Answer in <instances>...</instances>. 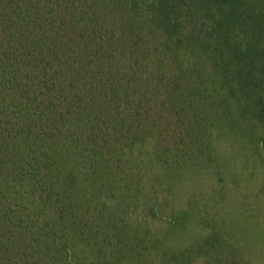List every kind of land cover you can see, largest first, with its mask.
Listing matches in <instances>:
<instances>
[{"label": "trees", "instance_id": "16d2710c", "mask_svg": "<svg viewBox=\"0 0 264 264\" xmlns=\"http://www.w3.org/2000/svg\"><path fill=\"white\" fill-rule=\"evenodd\" d=\"M151 139L173 170L214 168L224 203L244 184L235 220L262 221L264 0H0V264H250L238 238L264 228L217 206L180 247L196 211L140 216Z\"/></svg>", "mask_w": 264, "mask_h": 264}, {"label": "rangeland", "instance_id": "374dc122", "mask_svg": "<svg viewBox=\"0 0 264 264\" xmlns=\"http://www.w3.org/2000/svg\"><path fill=\"white\" fill-rule=\"evenodd\" d=\"M154 142L155 140L151 139L149 143L143 146V148L140 149L141 152L138 153L137 165L133 166L136 163L135 161L131 165L135 173H140L136 176L135 180L129 179V182L132 183L129 188L131 197L134 195V189L137 183L142 189L141 193L138 194L140 199V216L146 219L148 204L157 202L165 214H169L175 209H191L196 211L197 214L194 215V218L188 223L186 229L179 230L177 234L172 237V244L175 247L188 245L193 240L201 238L208 229L206 225L199 220L200 216L204 215L206 212L214 215L216 206L219 211H222V216L232 225L233 219L235 220L237 218L234 214V205L238 206L243 200V196L246 194L244 184L241 187L230 185L227 189L228 197L225 198L226 200L224 203L223 200H218V196H214V189L221 184L214 168L208 171L203 160H198L189 163V166L181 168L178 171L173 170L170 164L165 162L161 164L158 162L159 156L154 153L152 149ZM153 156L156 159L155 161L153 160ZM230 162L233 163V174L235 171L241 169L240 163L237 162V156L234 157L233 160H230ZM248 178L249 176L247 174L246 179ZM217 200L219 203H216ZM208 203L211 205L207 206ZM229 212L231 214H229ZM255 213L256 212H253L252 216H255ZM238 222L251 232L256 231L258 228H264V217L258 225L253 218L252 220L244 218ZM168 227L169 224L166 220L155 224V228L159 234H162ZM248 241L256 242L250 245V249H247L248 252L245 258L250 261V264H264V242L259 241L258 232L253 234L252 240L247 239L246 234H242L238 238L240 246V242ZM194 264H204V262L199 260Z\"/></svg>", "mask_w": 264, "mask_h": 264}]
</instances>
